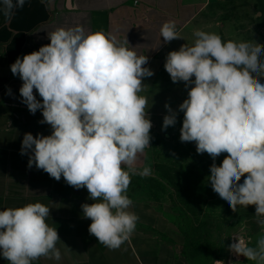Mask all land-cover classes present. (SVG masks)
Returning a JSON list of instances; mask_svg holds the SVG:
<instances>
[{
    "label": "clouds",
    "instance_id": "clouds-1",
    "mask_svg": "<svg viewBox=\"0 0 264 264\" xmlns=\"http://www.w3.org/2000/svg\"><path fill=\"white\" fill-rule=\"evenodd\" d=\"M24 3L0 0V11L11 19ZM47 35L49 44L10 66L23 81L22 102L32 114L40 110V123L52 129L47 136L25 133L21 155H29V168L34 165L56 181L63 176L77 190L86 188L93 202L81 207L83 217L92 221L89 233L117 249L139 220L129 211L131 177L151 175L150 167L138 170L137 161L152 139L148 100L139 93L143 79L154 72L145 67L148 57L137 54L127 39L121 43L80 25L58 27ZM193 35L194 44L170 51L164 64L172 82L188 88L179 105V139L195 142L198 154L212 158L207 177L212 190L234 212L255 206L256 221L264 227V45L225 42L202 30ZM160 36L165 44L182 39L172 20L163 23ZM165 108L162 130L177 122V112L168 104ZM224 153L218 166L215 160ZM49 216L50 208L40 202L0 211V256L9 264H33L41 257L59 261L56 245L61 240L46 222ZM228 251L264 264V234L255 246L243 236L233 237Z\"/></svg>",
    "mask_w": 264,
    "mask_h": 264
},
{
    "label": "crops",
    "instance_id": "crops-1",
    "mask_svg": "<svg viewBox=\"0 0 264 264\" xmlns=\"http://www.w3.org/2000/svg\"><path fill=\"white\" fill-rule=\"evenodd\" d=\"M227 0H25L11 19L0 11V211L40 202L50 208L49 226L56 228L60 240L57 248L61 259L41 257L33 264H193L180 253L183 238L174 232L167 211H160L145 202H134L129 211L139 220L135 231L119 248L110 249L88 231L91 220L84 218L81 205L91 204L86 188L79 190L68 185L63 176L51 178L34 165L28 167L29 155H21L25 133L50 135L51 126L41 124L42 112H29L22 102L19 89L23 81L14 76L10 66L19 57L38 51L50 43L47 32L58 27L83 26L87 31H102L123 43L127 39L139 55L148 57L154 75L143 79L139 93L148 100L151 134L174 132L180 134L183 117H177L175 126L162 130L163 118L168 114L165 105H175L188 90L184 82L173 83L165 70L166 52L160 28L166 21L176 23L179 33L209 6ZM241 1V0H232ZM2 7V6H0ZM37 100L42 98L34 89ZM146 148L137 161V169L154 168L156 155L153 146ZM232 226L215 249V261L225 264H255L243 256L228 251L233 237L248 235L258 239L264 234L256 220L244 222V230ZM169 241L173 247L164 242ZM176 245V246H175ZM175 247V248H174ZM0 264L9 262L0 256Z\"/></svg>",
    "mask_w": 264,
    "mask_h": 264
},
{
    "label": "rangeland",
    "instance_id": "rangeland-1",
    "mask_svg": "<svg viewBox=\"0 0 264 264\" xmlns=\"http://www.w3.org/2000/svg\"><path fill=\"white\" fill-rule=\"evenodd\" d=\"M196 30L218 34L225 42L264 45V0H227L209 5L179 33L182 39L171 41L165 55L184 44L192 46ZM261 82L264 83V78ZM183 97L174 107L177 117H183L179 105L187 99L188 90L183 91ZM150 136L156 155L155 166L147 177H131L127 195L134 202H145L169 213L174 232L182 235L179 250L184 258H189L193 264H215V249L227 236L229 226H232L230 234L244 230L245 220H256L255 206L238 207L234 212L228 202L212 190L207 177L213 160L207 153L198 154L195 142H181L176 131ZM226 155L221 154L215 163L219 166ZM251 239L252 235H248L250 245L255 246L257 239ZM163 242L173 247L169 241Z\"/></svg>",
    "mask_w": 264,
    "mask_h": 264
},
{
    "label": "water",
    "instance_id": "water-1",
    "mask_svg": "<svg viewBox=\"0 0 264 264\" xmlns=\"http://www.w3.org/2000/svg\"><path fill=\"white\" fill-rule=\"evenodd\" d=\"M243 182V179H241V183Z\"/></svg>",
    "mask_w": 264,
    "mask_h": 264
}]
</instances>
